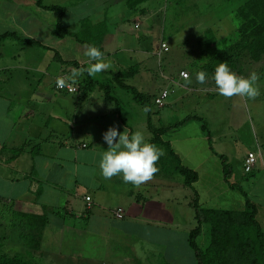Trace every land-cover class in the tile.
Wrapping results in <instances>:
<instances>
[{"label": "crops", "instance_id": "crops-1", "mask_svg": "<svg viewBox=\"0 0 264 264\" xmlns=\"http://www.w3.org/2000/svg\"><path fill=\"white\" fill-rule=\"evenodd\" d=\"M0 1H5L0 4V34L15 31L40 43L22 45L11 37L0 41V204L25 216L29 226L26 249L43 264H198L188 235L197 226L194 201L199 194L193 187L199 180L193 186H186L183 176L171 169L175 161L164 145H157L163 151L158 161L159 172L147 183L134 186L124 183L120 176L105 179L101 175L100 154L107 150L102 137L110 126L128 134L142 130L149 141L152 139L148 111L134 101L130 91L112 82L111 74L133 70L126 83L152 97L166 90L168 99L169 89L173 92L179 86L190 93H205L207 105L217 101L214 105L219 107L223 99L235 102L236 114L224 117L230 119L232 128L248 127L259 152L252 172L244 171L248 154L243 159V173L249 175L258 169L259 163L264 168V54L258 57L250 54L248 61L243 55L235 68L230 67L241 76L258 72L261 94L255 99L226 98L219 95L211 78L215 67L227 55L213 30L216 43L204 48L198 46V49L191 47L187 56L190 69L182 67L178 76L166 74L168 67L163 61L172 50L169 42L160 36L152 51L147 44L148 35L142 29L147 19H153L151 27L165 25L159 0H42L45 6L66 7L62 22L69 34L63 38L53 33L58 21L56 13L38 6L37 0ZM45 35H50L61 47L50 45ZM88 36L100 41L101 51L112 64L110 70L92 77L109 81L119 107L98 87L86 86L85 71L73 76L74 70L83 69L77 64L88 66L84 52L90 44L82 41ZM162 42L168 44L167 52L162 50ZM154 56L161 63L158 70L152 66ZM201 70L209 77L204 85L196 81V74ZM182 71L189 73L188 78H182ZM58 78L73 83L77 91L59 90ZM160 80L161 92H151L160 88L156 85ZM118 89L127 94L120 97ZM167 99L163 106L155 105L163 109L170 105ZM190 116L209 120L198 114ZM220 117V121L225 120ZM158 120L161 122L158 127L180 122L169 124L161 114ZM207 124L209 128L208 121ZM197 127L194 131L202 130V125ZM178 141L175 146L179 145ZM18 150L21 151L17 153ZM173 150L189 167L180 152ZM180 191L185 193L182 195ZM191 194L195 195L192 201L188 199ZM86 196L91 197L90 205ZM201 201L199 198L202 208L233 211L245 208V203L238 210L204 206L205 201ZM256 205L257 218L264 230L259 205ZM170 206L176 213L174 218L179 210H184L186 221H181L184 217L167 221L164 215L169 213ZM117 208L123 209L122 218L115 216ZM7 227L0 219L1 231L3 228L7 231ZM205 229H208L209 241L204 248L199 244L203 249L210 244L207 223L203 224L198 241ZM182 238L183 244L179 242ZM10 245L14 248V243ZM182 256H187L189 262H182Z\"/></svg>", "mask_w": 264, "mask_h": 264}, {"label": "rangeland", "instance_id": "rangeland-1", "mask_svg": "<svg viewBox=\"0 0 264 264\" xmlns=\"http://www.w3.org/2000/svg\"><path fill=\"white\" fill-rule=\"evenodd\" d=\"M1 2L5 1H0V4ZM159 3L162 5L160 15L161 18H165V25L158 24L155 27H151L153 19H147L142 29L148 35L147 44L152 51L154 50V46H157L160 36L169 42L172 50L163 61L165 66L167 65L168 67L167 75L178 76L182 67L190 69L187 57L188 53L191 47L195 49H198V46L200 48L205 47L203 31L208 26L216 33L220 48L227 52V55L223 53L226 55L223 57V61L231 68L236 67L237 62H240L243 55H245L246 59L247 57L250 58L254 45H258L260 38L264 37V0H159ZM44 38L50 45L61 47V44H57L54 41L55 39L51 38L50 35H45ZM181 41L184 42L180 46L178 44ZM213 43H216L215 36ZM159 65L161 63H159L158 57H152V66L158 70ZM157 77L159 75L156 73ZM157 84L160 88H154L151 92H161V87H163L162 80L157 82ZM169 91L171 92L167 99V102L170 104L169 106L160 109L155 103L152 105L153 113L151 119L157 127L161 123L158 120L160 114L164 116L169 124L181 121L191 114H198L209 119L207 121L212 136L211 144L209 143L207 133L199 129L194 131V128L202 125L198 121H190L181 127L179 131L173 133L171 130L164 135L165 140H169L173 148L178 153L180 152L184 163L198 172L200 179L193 188L197 190L199 198L202 199L201 202L205 201L204 206L215 208L239 210L244 207V196L241 191L239 189H231L223 180L224 173L220 156L226 155L229 159V164L233 168L231 180L238 182L244 192L258 203L260 209L259 219L264 225V168L259 163L258 169L249 175H245L242 170L243 159L249 152L259 154L254 143V138L249 134L248 127L243 129L242 127L235 126L232 128L228 123L230 119L226 120L227 117H224L236 114L235 102L223 99L219 107H217L214 105L217 101L210 102L208 105L206 104L208 97H205V93H190L179 86H176L173 92L171 89ZM117 94L120 97H124L127 93L122 89H118ZM134 106L136 107L137 105ZM220 116H223L225 120L220 121ZM162 124L165 126V121ZM177 139H180V142L178 141L179 145L175 146L174 143ZM177 149L180 150L178 151ZM171 160H173L172 157ZM181 177L179 178L182 179ZM186 192L187 194L190 193V191ZM180 193L183 195L185 192L180 191ZM194 196L191 194V197L189 196L188 199L192 201ZM181 201L184 202L183 198ZM221 205L224 206L222 207ZM172 209L174 210L173 206H170L169 213L165 212L164 216L167 221L184 217L182 214L184 210H179L178 216L174 218L176 213ZM0 216L5 219L4 222H9L7 225L11 231V234L8 235V230L6 231L3 228V231H1L0 229V242L6 243V238L9 236L8 245H10L18 239L19 234H24L28 229L27 226L22 228L18 225L14 229L12 225L19 219L9 211L3 212ZM181 221H186V217ZM183 241L184 238L180 239L179 242L183 244ZM206 241H209L208 229L204 230V234L198 242L204 248ZM10 246H6L5 249L12 251V249H9ZM86 252H90L89 246ZM182 254L184 255V253ZM180 259L182 262H189L187 256H182Z\"/></svg>", "mask_w": 264, "mask_h": 264}, {"label": "trees", "instance_id": "trees-1", "mask_svg": "<svg viewBox=\"0 0 264 264\" xmlns=\"http://www.w3.org/2000/svg\"><path fill=\"white\" fill-rule=\"evenodd\" d=\"M252 3V2H251ZM37 5L53 11L58 17V21L54 28V35L59 38L67 36L69 33L66 30L62 17L66 13V7L58 5L45 6L42 0H37ZM14 38L18 40L22 45L35 44L40 45L34 39L24 38L15 31H8L0 34V41L7 38ZM79 40L81 37L77 36ZM90 45H95L100 48V41L97 42L91 36L82 40ZM204 46L208 47L214 42V35L212 30H207L203 35ZM261 44V45H260ZM264 37L260 38V43L254 45L251 55L254 57L262 56L264 54ZM80 68H87L86 65L77 64ZM86 86L90 89L99 88L104 92L105 97L108 100L115 101L119 107V102L113 96L111 91V85L109 81L102 82L89 76L85 71ZM134 74L133 70L112 73L111 81L116 83L122 89L131 92L133 99L136 103L142 105L148 109V127L152 133L151 143L157 145H164L170 153L172 159L175 161V166L171 168L173 171L180 173L184 178L186 186H193L195 182L199 180V174L196 170L185 166L181 162L179 155L173 150L171 143L165 141L163 136L173 130H177L190 121L198 120L202 123V130L207 133L209 143L211 144V134L208 128L207 121L204 118L198 116H187L175 126L170 127H155L151 120L152 104L155 102L156 97L140 92L135 86L126 83V80ZM73 84V83H72ZM21 150H18L19 153ZM223 165L224 180L231 189H239L245 197V208L243 211L223 210V209H209L202 208L199 202L198 196L194 201V207L196 209L197 226L189 232L188 242L190 247L194 250L198 264H264V230L260 225L257 218L258 206L256 203L244 192L239 184L231 182V176L233 173L232 166L228 163L226 156H220ZM1 205V204H0ZM12 208V207H11ZM10 206L1 205L0 214L5 211H9L13 216H17L19 220L13 223L14 229L16 225L19 227H26L25 216L14 212ZM1 222L5 221L0 216ZM8 224L9 222H4ZM207 223L210 226V244L207 248L203 249L198 243L199 236L203 233V224ZM29 229V226H27ZM28 229L24 234H19L18 239L15 240L13 247L9 248L12 251H7L6 246L8 240L0 243V264H43L35 259V257L26 249ZM8 235L11 231L8 229ZM9 238V236H8ZM11 243V244H12ZM17 246V247H15Z\"/></svg>", "mask_w": 264, "mask_h": 264}, {"label": "clouds", "instance_id": "clouds-1", "mask_svg": "<svg viewBox=\"0 0 264 264\" xmlns=\"http://www.w3.org/2000/svg\"><path fill=\"white\" fill-rule=\"evenodd\" d=\"M84 55L88 58V66L79 71L74 70L73 76H79L86 71L89 76H95L112 68L101 49L95 45L86 47ZM208 73L204 70L196 74V81L204 85L208 80ZM214 80L219 95L245 97L255 99L261 94L258 81L259 73L251 71L246 76L238 75L226 62L219 63L211 77ZM65 80L58 78L57 85L63 87ZM148 111L147 108L144 109ZM103 141L107 145L106 151L100 154L99 168L105 179L114 176L122 177L124 183L134 186L150 181L159 172L158 161L163 151L151 143L142 130L132 134L119 131L116 126H110L103 133Z\"/></svg>", "mask_w": 264, "mask_h": 264}, {"label": "built area", "instance_id": "built-area-1", "mask_svg": "<svg viewBox=\"0 0 264 264\" xmlns=\"http://www.w3.org/2000/svg\"><path fill=\"white\" fill-rule=\"evenodd\" d=\"M161 47H162V50L165 52H167L169 50V46L166 42H162ZM181 76H182V78H188L189 73L187 71H182ZM57 88L59 90L68 91V92L77 91V88L72 83H68L66 80H65V84L63 87H60L57 85ZM167 97H168V91L165 90L164 92H162L161 95H159L155 98V100H154L155 104L158 106H163L165 104V100L167 99ZM258 160H259L258 154L254 153V152L248 153V156H247L245 163H244L245 173L252 172L254 170L256 164L258 163ZM86 200H87L88 204L90 205L91 204V197L86 196ZM114 214H115V216L122 218L123 217V209L117 208L114 211Z\"/></svg>", "mask_w": 264, "mask_h": 264}]
</instances>
